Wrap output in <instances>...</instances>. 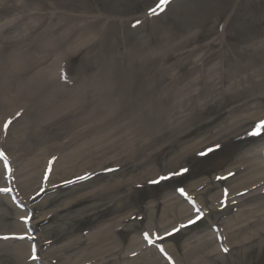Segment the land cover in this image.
Masks as SVG:
<instances>
[{
	"label": "rangeland",
	"instance_id": "rangeland-1",
	"mask_svg": "<svg viewBox=\"0 0 264 264\" xmlns=\"http://www.w3.org/2000/svg\"><path fill=\"white\" fill-rule=\"evenodd\" d=\"M71 23L74 29L64 32ZM229 63L232 68L238 63L248 66L235 89L218 94L220 87L205 86L199 77L203 68L213 76ZM229 78L232 83L239 76L229 73ZM165 88L175 94L162 95ZM74 89L87 93L76 99L68 93ZM147 89L148 102L139 97V91ZM1 90L8 96L7 104L0 101V148L28 207L21 212L6 193L0 195V237H5L0 238V264H32L27 262L29 241L8 237L27 232L18 218L29 209L39 256L46 264H126V252L137 253L145 246L141 233L152 227L167 232L193 217L194 213L177 216L168 210L182 202L181 190L210 211L171 243L166 240L168 251L181 264L190 251L196 253L189 254V260L201 254L194 241L206 237L212 225L227 234L222 243L230 246V252L222 254L212 240L206 253L222 256H215L213 264H264V242L251 228L253 218L241 222L244 208L256 198L237 197L243 188L247 195L258 190H250L257 180L247 185L239 181L252 161L262 159L264 146V129L260 135L250 134L264 121V0H168L162 5L160 0H0ZM60 93L64 94L58 97ZM122 94L126 101L119 105ZM174 97H184L186 105L172 107ZM200 100L201 106H191ZM80 107L84 113L60 114ZM135 117L147 127L146 136L137 131ZM168 120L177 121L176 126L170 128ZM95 124L102 125L90 128ZM216 149L219 155L203 158ZM126 156L134 157L121 170L37 198L40 181L26 192L17 182L27 167L41 180L49 159L62 161L58 171L70 177L89 161L109 169L111 161L121 163ZM218 171L221 176L213 178ZM53 177L58 179L57 174ZM58 183L51 182L52 187ZM157 183L158 191L143 193V188ZM220 192L232 195V206L220 204ZM258 200H264V194ZM125 215L126 230L116 235L117 242L109 239ZM46 217L48 221L41 223ZM240 226L243 234L237 232ZM98 233L105 236L100 239ZM132 237L137 238L133 246ZM164 244L158 240L145 249L146 264H166L155 247Z\"/></svg>",
	"mask_w": 264,
	"mask_h": 264
},
{
	"label": "bare ground",
	"instance_id": "bare-ground-1",
	"mask_svg": "<svg viewBox=\"0 0 264 264\" xmlns=\"http://www.w3.org/2000/svg\"><path fill=\"white\" fill-rule=\"evenodd\" d=\"M74 26H75L74 23L69 24L64 29V32H70V31H72L74 29ZM81 39H83V38L81 37L80 40ZM56 43H62V42L61 41H57ZM59 53H66V52L62 51V52H59ZM226 68L227 69L222 70L221 73H219V74H214L213 73V76H211V74H210L211 73V70H210V72L206 71L207 73L204 72L203 73V81L207 83V87H209L210 89H213L214 86L216 85L217 87H220L218 89L219 93H222V92H224L227 89H231V88L234 89L235 85H239L241 83V79L236 80V81H234L232 83H228L227 87L224 88V84L227 81L226 74L228 75V77H229V73L235 77V76H239V75L245 73L246 71H248V66L242 65L240 63L236 64V67H234V68H232V64L229 63ZM198 80L199 79L197 78L196 81H198ZM42 89L43 88L41 87L40 90H42ZM164 90L162 92V95H164V96H169L171 93H173L169 89H166L165 92H164ZM86 91L87 90H75L74 89V90H69L68 93H69V95L71 97L76 98V99H80V97L85 96V93L84 92H86ZM149 93H150V90L149 89L143 90V91H139V97H140V99L143 100V101L148 102ZM63 94L64 93H60L57 96L59 97V96H61ZM173 94H175V93H173ZM122 95H123V99H122V101L120 102L119 105L125 103V101H126L125 98H124V94H122ZM7 96H8L7 95V91H5V90H1L0 91V101L3 104H7V102H6ZM183 98L184 97H174L173 98L172 107H179L180 108L181 106H185L186 104L184 103L185 100H183ZM191 105H196V106L198 105L199 106V105H202V102H193V103H191ZM64 108H75V107H72L70 105H66V106H64ZM75 110H78V111L75 112ZM71 111H72L71 109H65V110L60 111V114H62L63 116H69V114H74L75 113L76 115H78V113H80V112L84 113V108H81L80 107V109L79 108L78 109L76 108V109H74V111H72V112ZM179 111H181V110L179 109ZM67 118L68 117H65L64 119H62V121L66 120ZM135 122L138 123L136 125L137 131L139 133H141L142 136H146L147 133H148V129H147L146 126L143 125L141 118L139 120L138 117H135ZM175 124H177V121H174V123H172V124L170 123V120L166 121V125H169L170 128H174L176 126ZM101 125H97V126L100 127ZM97 126L95 124L94 127H90V128L96 129ZM11 127H12V125L10 126V131H12V128ZM24 128H23V130L25 131ZM76 137L79 138V136L77 134H76ZM14 140H20V139L15 138ZM20 141H23V140H20ZM91 144L92 143H89V145L88 144L83 145L81 147V151L80 150H77L76 153H75V156H73V157H76L77 158L81 154V152H83L82 150L84 148H87V146L90 147ZM94 148H92L91 150H94ZM140 149H143V148L141 147ZM140 149H137V151L140 150ZM29 150H30V148H29ZM41 153L46 158L47 151L45 150V148L42 149ZM139 153L142 154V152H139ZM61 162L62 161H58V159L55 162V169H54V172L55 173L54 174H57L58 177H56V178H59V180H57V181H62L64 179H66V177H63L64 176V173H62V171L61 172L58 171L59 168H60L59 166H60V163ZM111 162H113V161H111ZM33 163L34 162H32L31 164H33ZM88 164H92L91 161H89V162L85 163V165H81V166H84L83 167V169H84L86 167V165H88ZM100 164L104 165V163H102V162H99V165ZM138 165H136L135 167H137ZM93 167H95V166H93ZM119 172H121V171H119ZM263 179H264V160H261V161L254 160V161L251 162L250 169L248 170V172L246 173V175L244 177H242V179H240L239 182L242 183V184H246V182H249V181H252V180L260 181V180H263ZM17 182L19 184V187H22L24 189L23 191L26 192L27 190L29 191L30 189L36 187V184L39 182V177L37 179L36 174H35V170L32 171V169L30 167H27L24 170V173H23L22 178L19 179ZM260 183H262V182H260ZM262 188L263 187H261L260 190ZM260 193L261 192H259L258 195L254 194V195H251V196L247 197L248 199H252L251 197L254 196V198H256V199L251 204V206H250L249 209H247V208L245 209L244 208L243 211L245 213V216L243 218H241V222L245 221V217H246V219L248 217H252L254 220L252 222L251 228H253V231H255L254 234H256V235L258 234V235H261L262 236L261 241L264 242V224H263V222H264V209H263L264 200H258V198L261 195ZM221 197H222V195H221ZM170 209L176 211V215L177 216H187L188 213L191 211V208L188 205H186L184 202H181L178 205L177 204L176 205H170L168 207V210H170ZM247 222H248V220L246 222H244V223L248 226V223L249 222L248 223ZM255 226H258L259 229L256 230L255 229ZM240 230H243V228L241 226L237 229V232L240 231ZM238 233H242L243 234V232H238ZM236 235H238V234H236ZM104 236H105L104 234L103 235H100L99 233L97 234V237H99L100 239L102 237H104ZM245 237L246 236H244L243 239H245ZM108 238L111 239V240H113V237L111 235H108ZM200 238H201V240L197 241L198 242L197 244H198V246H200L199 249H202L203 254L201 256V261H200L199 264H209V260H206L205 261L203 259V257H204V255L206 256V249H210V248H208V246L209 245L212 246L211 238H208V237H200ZM136 240L137 239L132 238V240L130 241V245L133 246L134 244H136V242H137ZM16 252H18V251H16ZM187 255H188V253H187ZM187 257L188 256H186V259H187ZM82 258L83 257H80L79 259H82ZM128 261H129V259H128ZM128 261H127V264H132L134 261H143L141 264H144V263L146 264L145 261H148V258H146V256L144 255V256H142L139 259H136V260L131 259L129 262Z\"/></svg>",
	"mask_w": 264,
	"mask_h": 264
},
{
	"label": "snow or ice",
	"instance_id": "snow-or-ice-1",
	"mask_svg": "<svg viewBox=\"0 0 264 264\" xmlns=\"http://www.w3.org/2000/svg\"><path fill=\"white\" fill-rule=\"evenodd\" d=\"M168 2V0H160V4L162 5V4H165V3H167ZM160 5H158V7H159ZM153 11H155V10H153ZM262 129H264V121H260L255 127H254V129H253V131L250 133L251 135H260V133H261V130ZM209 151H211V149L209 150ZM201 155H203V153H201ZM183 172H187V169H183L182 170ZM160 179H167V177H160ZM152 183H156V182H158V181H151ZM181 191H183V190H181ZM190 223H192V221H190Z\"/></svg>",
	"mask_w": 264,
	"mask_h": 264
}]
</instances>
